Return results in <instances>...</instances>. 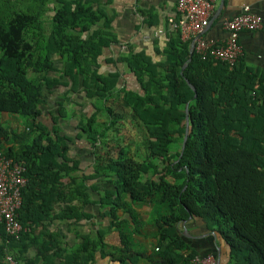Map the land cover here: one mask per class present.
<instances>
[{"label": "trees", "instance_id": "16d2710c", "mask_svg": "<svg viewBox=\"0 0 264 264\" xmlns=\"http://www.w3.org/2000/svg\"><path fill=\"white\" fill-rule=\"evenodd\" d=\"M111 2L0 0V114L24 118L18 129L0 121V151L21 163L27 178L17 211L23 230L9 236L0 225V264H7L6 255L22 264H89L112 228L123 239L122 264H136V254L128 252L127 221L119 213L130 202L166 208L154 220V252L161 264H191L192 253L207 255L177 232L189 216L203 219L228 245V264H264L263 75L248 70L242 58L229 65L202 60L193 51L189 60L190 44L168 28L162 61L131 48L118 55L142 92L118 89V71L99 72L103 49L117 43ZM69 83L72 89L80 85L92 106L79 117L76 138H85L96 154L91 176L108 184L98 202L110 225L79 235L81 241L68 250L45 223L90 218L82 204L94 186L77 174L71 137L60 131L68 97L58 103L50 126L41 119V105L46 89ZM115 94L147 131L141 159L119 141L121 116L110 106ZM76 199L82 204H74ZM32 249L34 258H28Z\"/></svg>", "mask_w": 264, "mask_h": 264}, {"label": "crops", "instance_id": "0c3cea01", "mask_svg": "<svg viewBox=\"0 0 264 264\" xmlns=\"http://www.w3.org/2000/svg\"><path fill=\"white\" fill-rule=\"evenodd\" d=\"M177 0H112L110 7L114 12L112 31L117 43L111 44L102 51L99 58V72L106 73L118 71L120 81L118 89L141 93L140 85L135 76L124 63L116 61L122 52L132 49L144 51L154 62L163 59V49L168 41L167 18L175 14ZM247 6L250 13L262 18L260 28L249 31L244 30L239 34V42L243 48L242 60L245 67L253 73L264 77V0H217L209 25L202 32V36L216 44H222L227 37V32L222 28V21L231 18ZM183 41V40H182ZM186 42V41H184ZM191 46L192 42H188ZM58 65L60 62L58 61ZM63 81H68L63 78ZM72 84L67 87L53 86L44 91V102L41 105V119L51 125V115H57L58 103L65 102V118L59 119V127L62 134L71 137L69 142V154L79 162L77 174L83 177L88 188L90 201L82 204L79 199L74 204L83 205L85 212L91 215L88 219L75 221L73 219H53L46 222L50 232H57L68 250L75 247L81 239V234H94L98 230L108 229L110 219L100 216L101 208L98 202L102 190L108 187L105 180L91 176L95 165L96 154L85 138H76V124L81 115H89L92 111L90 101L80 85L72 89ZM68 92L66 95L65 93ZM66 96V97H65ZM110 106L114 112L121 116L120 142L130 146L128 152L137 159L143 158L147 152V131L138 121L132 117L130 108L122 104L119 94H115L110 100ZM9 119L11 116L4 114ZM104 117L100 120H103ZM14 120V119H13ZM138 126L139 131H144L143 139L131 141L130 124ZM98 152L103 153L104 148L99 146ZM142 152V153H141ZM68 183L69 179L64 180ZM126 201L127 198L124 197ZM129 202V201H128ZM155 203L134 204L128 203L127 211H120L121 218L126 219V231L129 234V253L137 256L136 264H161L155 255L154 242L157 238L154 220L164 214L165 207L154 205ZM64 204H62L63 206ZM58 211L61 206L56 205ZM177 232L197 252L213 254L219 264H228V245L209 230L203 219L189 216L176 225ZM122 250V251H121ZM124 251V252H123ZM123 239L117 228L108 229L104 235L102 245L94 253V259L89 264H122L121 260L126 256ZM35 249L29 250L26 256L34 258Z\"/></svg>", "mask_w": 264, "mask_h": 264}, {"label": "built area", "instance_id": "2783aa9c", "mask_svg": "<svg viewBox=\"0 0 264 264\" xmlns=\"http://www.w3.org/2000/svg\"><path fill=\"white\" fill-rule=\"evenodd\" d=\"M217 0H177L175 14L167 18L169 29L179 30L183 41L193 43V51L202 60H218L229 65L243 56L239 34L244 30L253 31L261 27L262 18L250 13L247 6L231 18L222 21L227 37L222 44H216L202 36L209 25ZM24 166L0 151V225L9 236L17 237L23 227L17 219L21 192L27 183ZM7 264H22L11 255H6ZM191 264H218L213 254H191Z\"/></svg>", "mask_w": 264, "mask_h": 264}, {"label": "rangeland", "instance_id": "374dc122", "mask_svg": "<svg viewBox=\"0 0 264 264\" xmlns=\"http://www.w3.org/2000/svg\"><path fill=\"white\" fill-rule=\"evenodd\" d=\"M55 59L58 63V59L57 58H55ZM9 116H11L10 118H13L14 120L5 117L3 113L0 114V121L2 122V124L4 126L12 128V129H18L19 127L22 126L23 121H24L23 117L18 116V115H9ZM130 125L131 126H128V127H130V130H127L131 134L130 140L134 141L135 139H138V140L143 139L142 135H143L144 131H139L138 126H135L133 123ZM154 205L159 206L158 203H155Z\"/></svg>", "mask_w": 264, "mask_h": 264}, {"label": "water", "instance_id": "95a60500", "mask_svg": "<svg viewBox=\"0 0 264 264\" xmlns=\"http://www.w3.org/2000/svg\"><path fill=\"white\" fill-rule=\"evenodd\" d=\"M192 53H193V43L191 44L190 49H189V60H190V58L192 56ZM186 120L188 121V115L187 114H186ZM187 121H186V130H185V136H184V140H183L182 146H184V143H185V140H186V136L188 134Z\"/></svg>", "mask_w": 264, "mask_h": 264}]
</instances>
